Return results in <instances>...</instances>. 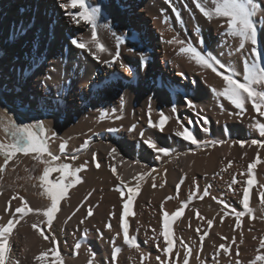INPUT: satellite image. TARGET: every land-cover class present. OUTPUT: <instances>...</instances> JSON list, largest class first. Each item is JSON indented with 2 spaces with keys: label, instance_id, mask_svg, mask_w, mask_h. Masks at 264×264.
I'll return each instance as SVG.
<instances>
[{
  "label": "bare ground",
  "instance_id": "obj_1",
  "mask_svg": "<svg viewBox=\"0 0 264 264\" xmlns=\"http://www.w3.org/2000/svg\"><path fill=\"white\" fill-rule=\"evenodd\" d=\"M66 2L67 0H0V85L7 90L4 103L0 105L4 107L6 114L23 123L27 122L21 114L14 111L15 101L22 100L41 109L49 117L48 134H57L49 141V149L59 155V144L67 141V155L62 157L68 159L75 154L78 158L69 159L72 163L88 162L86 170L80 172L82 182L76 184L62 201L51 232L46 227L42 229L46 235L56 236L55 245L44 240L32 228L33 223L44 218L29 214L20 220L9 237L11 250L8 258L12 264H40L35 257L42 251L54 248L63 264H88L90 259L93 264H111V252L113 247H117L120 249L117 264H124L122 255L126 246L123 247L119 215L123 213V204L132 196L129 189L136 188L137 183L140 185V176L151 178L156 169L153 183L150 182L144 191L137 189L131 200L133 215L126 217L130 225L129 235L137 241L138 225L144 219L137 208V204H141L140 200L146 202V199L155 200L158 195L161 197V193L170 190L172 185H177L183 177L201 166L203 156L200 154L201 144L196 131L204 128L208 132L209 127H212L218 136L223 126L227 133L231 132V125L226 123L227 120L222 125L217 116L212 121L206 112L201 119L198 109H190L185 102L187 98L194 104L200 102L203 106L206 103L212 113L219 111L221 106L224 112V107H228L225 102L229 101L210 90L211 84L213 89L222 90L224 85L221 78L210 69L197 65L187 54L179 53L180 45H170L166 41H190L199 50L201 46L197 41L203 40L202 51L223 62V58L227 57L225 63L231 68L230 57L238 45L225 34V28L221 27L223 19L213 18L208 21L196 9L193 0H172L179 9L183 22L176 19L166 0H86L89 5L100 6L102 9L101 17L97 19V35L109 51L97 52V60L88 51L71 44L73 38L89 43L91 26L84 22L75 24L65 14V10L59 7ZM261 3L264 4V0ZM168 25L173 27L178 38L171 36L166 28ZM257 27L261 41L264 42V22H261L260 17H257ZM129 33H135L138 39L128 41L126 37ZM225 41L229 43L226 45ZM132 47L136 48L135 52L130 51ZM117 50L120 52L119 60L105 64V60H112L109 52L114 55ZM92 51H96L94 45ZM216 51L220 52L219 56ZM160 52L162 57L158 56ZM120 62L129 67L130 72L124 71ZM132 73H135V78ZM161 82H166L171 88H162ZM217 102L221 105H217ZM172 107L176 109L179 120L181 115L191 119L188 126H179V131L187 127L197 144L179 136L172 138L170 134L171 140L166 136L169 120L173 116ZM203 108L205 111L206 107ZM232 111L230 110L231 113ZM161 112L169 117L163 131L149 124V119L158 124ZM104 113L107 115H103ZM117 116L120 119H116ZM203 118H207V123H204ZM181 119L183 122V118ZM133 126L135 130L130 131ZM145 139L155 142L157 148L167 149L168 154L149 148L143 142ZM86 141L87 147L83 148ZM112 148L116 152L109 155ZM225 148L226 146L217 148V154ZM171 149L182 151L171 155ZM93 153L96 154L99 168L92 161ZM113 168L116 170L115 174ZM164 169L168 171L171 186L160 189L158 183L162 182ZM117 176L127 185L123 195L117 191L122 187ZM36 190L42 191L40 187L29 188V194L24 196L25 201L30 207L44 209L50 205V201L36 197L33 193ZM13 195L21 196L19 190L10 183L0 184V217H3L0 223L12 218L4 212V208ZM17 206H20V201L13 200L10 207ZM77 208L79 211L76 215L65 223ZM89 208L93 215L81 224L79 221L87 215ZM113 212L115 216L110 215ZM109 223L113 227L111 230L106 227ZM99 229L105 231L106 237L110 234L112 238L116 236L114 246L109 247L104 240L98 238ZM119 229L121 235L117 236ZM118 238L122 241L118 242ZM77 243L81 245L78 250L75 248ZM128 248V253H134L135 248ZM44 264H56L55 255L49 253Z\"/></svg>",
  "mask_w": 264,
  "mask_h": 264
},
{
  "label": "snow or ice",
  "instance_id": "obj_2",
  "mask_svg": "<svg viewBox=\"0 0 264 264\" xmlns=\"http://www.w3.org/2000/svg\"><path fill=\"white\" fill-rule=\"evenodd\" d=\"M172 11L175 13L176 19L180 22H183L179 9L175 7L172 3V0H166ZM196 9L205 17L208 21H212L213 18H221L224 23L221 27L225 28V34L231 38L232 41L237 42L235 47V51L238 53H245L247 55L245 59L242 61L243 71L242 73L238 72L235 68L229 67L225 62L221 61L215 56L211 54L204 53L202 51L203 40H198L197 43L201 46V49L198 50L196 46L192 44L190 41L172 39L166 41L168 44H178L180 45L179 53L187 54L191 60H194L197 65L202 68L210 69L216 76L220 77L223 81V88L220 91L216 89H212V91L226 99L230 102L231 105L238 109L239 112L237 115H242L247 111L246 104L250 103L252 109L258 114L259 117L264 118V42L261 41L260 38V30L257 27V17L261 18V22H264V4L261 3V0H193ZM60 8L65 10V14L69 16V18L77 25L81 22H84L86 25L91 26V41L89 43L80 42L77 39H71V44L78 49L88 51L93 58L99 60V57L96 55L97 52H108L107 47L100 42L97 35V19L101 17L102 9L100 6H92L86 3V0H67L66 3H61L59 5ZM72 9H78V11L73 12ZM128 41H136L138 38L135 33H129L128 37H126ZM123 42V41H122ZM229 41H225L227 45ZM95 46L96 51H92V46ZM130 51H136L135 47L130 48ZM109 55L112 56V60H105V64L115 63L119 60L120 52L117 50L113 55L109 52ZM120 67L124 69L126 72H130V68L125 66L123 62H120ZM133 78H135V73H132ZM183 75V73H181ZM162 88H171V85L166 82H161ZM123 99V98H122ZM187 106L189 108H195V104L190 100H185ZM4 103V98L0 97V104ZM59 103V100L57 101ZM176 109L173 108V112ZM103 115H107L104 113ZM149 117H151V108L149 107ZM160 121L157 124L156 122L149 119V124L151 127H159L161 131H163L166 122L169 117L165 116L163 112L160 113ZM116 119H120L119 116L115 117ZM204 123H207V118H203ZM3 123V122H0ZM177 123L183 127L182 122L177 117ZM254 129L259 133L261 137H264V122L257 120L253 124ZM135 126L130 129V131H134ZM207 129H205L206 131ZM3 131L5 136L7 137L6 141H0V157H2V164H0V173L4 172L10 162L14 163L18 154H23L25 156L29 154H36L33 158L38 159L41 163L46 165L42 176L39 178L42 182V186L45 189V194L50 199V205L44 209H36L29 206V203L25 201L23 196L13 195L11 199L7 201V205L4 208V212L8 213L12 218L6 220V222L0 223V264H12V261L8 258V253L11 250V245L9 244V237L11 236L14 228L17 224L20 223L24 217L29 214H36L38 216L43 217V220H38L36 223L32 224V228L46 241H50L53 245L56 243V236L46 235L42 230L46 227L49 232H51L53 221L57 219V213L60 212V202L65 198L68 190L76 184L81 183V177L78 173L86 170L88 162L85 161L79 167L72 169L69 163H56L61 160L62 156L67 155V141H62L59 144V155L54 154L48 146V143L52 138L56 137V133L52 132L50 135L48 131L41 121H36L35 123H23L17 122L16 120H8L6 124H3ZM111 131V129H110ZM176 135L180 136L183 140L189 141L192 144H197V140L193 136L192 132L184 127L183 131H177ZM141 137H143V133H141ZM149 148L158 151L159 153H163L165 155L168 154V150L164 148H157L155 142L145 139L143 141ZM87 141L82 146L83 148L87 147ZM240 147H244V142L238 141ZM251 144L256 145L259 144L260 147H264V142L253 139L251 140ZM77 151H80L78 149ZM116 149L112 148L109 155L115 153ZM259 155V154H258ZM45 156L48 159H45ZM78 158L77 155L73 154L68 157L70 160H76ZM92 161L95 163V167L99 168L100 164L96 162V154L93 153ZM259 158L254 160L252 163L248 165L247 174L250 177L246 181V187L243 189L242 196V206L243 209L246 210V213L249 216L253 215V210L250 208L249 204V189L252 188L255 180L252 177V171L256 167L257 163H259ZM228 167H231V162H229ZM226 170V169H225ZM113 174H115V168L112 169ZM59 173L60 175L55 179H50L51 173ZM186 175V174H185ZM143 176H140L139 179L143 180ZM117 180L120 181L122 187L118 188L117 191L123 195L124 187H127L124 180H122L119 176L116 177ZM155 177H153V180ZM184 183V180L181 179L177 184V189H179L180 185ZM237 180L233 177L231 184L228 185L229 189L232 188L233 184H236ZM193 185L196 187L197 191H199L198 185L196 184L195 179H193ZM155 186V185H154ZM140 187L139 183H137L136 188H130L129 192L132 196L129 197L128 202L123 204V213L120 217L122 233H123V241L126 245L135 248L139 251V245L134 237L129 235L130 225L126 217L133 215L131 208V200L134 197L137 189ZM159 187L163 188L164 184H160ZM264 187V185H261ZM91 196V193L88 194ZM196 195V192H193L188 200L190 201L192 197ZM209 192L206 189L203 191V195L199 196L200 199H203L204 196H208ZM261 202L264 204V192L260 194ZM171 199V198H167ZM213 200H216L217 203L223 204L224 208L227 209L229 205L224 201L219 200L217 197H212ZM13 200H19L20 206L15 208H11ZM188 201L184 202V206H186ZM163 207V205H162ZM79 211L77 208L70 216L67 217L65 223L72 219L73 216ZM184 211V207L182 206L177 212L173 213L171 216L167 212H164L163 218V231L160 235L164 238V247L161 249L164 253L171 256L173 251V232H172V221L182 215ZM264 211V208L261 209ZM19 214V216H17ZM93 215V211L91 208L88 209L87 215L81 219L79 222L83 224L86 219ZM110 215L115 216V212ZM245 215V212L235 211V216L237 217L236 228H240L239 217ZM196 216L200 217L199 212H196ZM203 219L202 217H200ZM0 220H3V217H0ZM213 221L208 220L207 225L209 227L212 226ZM106 227L111 230V224H107ZM155 231V230H153ZM199 232V229H196ZM87 235V231L85 230V236ZM117 236H120L121 233L117 232ZM208 233L205 232L202 236H200L201 241V250L203 248V240L204 237L207 236ZM221 239H227L225 237H221ZM181 247L184 249L183 253V264H189V257L193 253V249L190 245L181 239L180 241ZM243 241L241 240V243ZM114 244L115 241L113 240ZM232 243L235 244V237H232ZM81 247L79 243L75 245V248L78 250ZM159 247V245H157ZM259 248L264 249V239L260 240ZM223 250V254L227 255L229 253V247H226L225 244L221 243L217 250V254L219 250ZM120 252V249L117 247H113L111 252V264H117V257ZM49 253L55 255L56 264H63L61 257L55 249H49L48 251H42L38 256L35 257L40 264H44V259ZM78 254V252H77ZM239 255V252L236 253ZM93 253V257H94ZM181 254L179 251L175 253L176 257H179ZM197 259H199V255L197 254ZM143 260V256L141 257ZM160 264H165V261L161 260L159 256L156 257ZM264 264V255H257L255 260L251 262V264ZM88 264H93V260H89ZM171 264H177L175 259L171 260ZM236 264H240L239 261H236Z\"/></svg>",
  "mask_w": 264,
  "mask_h": 264
},
{
  "label": "rangeland",
  "instance_id": "obj_3",
  "mask_svg": "<svg viewBox=\"0 0 264 264\" xmlns=\"http://www.w3.org/2000/svg\"><path fill=\"white\" fill-rule=\"evenodd\" d=\"M168 26H166V28L168 32L172 34L171 36L178 38L172 29L173 27ZM219 54L220 52L216 51V55L219 56ZM233 55L230 57L231 60L229 59L231 61L230 63H232L233 68L239 72L241 71L240 73H242V61L245 59L247 52L241 54L234 51ZM158 56L162 57L161 52L158 53ZM220 56L223 58L222 54ZM223 59L224 62H226L225 60L227 57L226 59ZM0 87V96L5 98L7 96V90L1 85ZM213 88L214 87H212L211 84L210 90ZM226 104L228 107H224V112L222 107L219 106L220 110L213 112L215 114H213L211 110H208L206 103L203 105L206 107L205 111L200 102L195 104V109H198L201 119L204 116V112H206L208 116L211 117L212 121H215L214 117L217 116L219 122L222 121V125L225 120H227L226 123L231 125V132L227 133L223 126L220 129L221 131L218 136L212 127H209L208 132H205L203 130L204 128L196 131L198 142L201 144L200 154L203 156V162L199 169H195L194 172L183 177L184 183L180 185L179 189H177V185L171 186V184H169L168 171L164 169L161 178L162 182H159L158 184H164L163 188L171 186V189L169 188L170 190H167L166 192L164 191L165 193H161V197H159V195L156 196L157 199L155 198V200L146 199V202H144V200H140L141 204L139 206L137 204L139 213L142 217H144L143 222L138 225V232H136L138 233L137 243L139 245V251L134 249L135 254L133 252V255L130 252L128 253L129 250H126L128 246L124 243V241H122L123 238L122 240L118 238V242L121 240L124 245L123 247L125 248L126 246L122 255V262L124 264H160V261L156 259L157 256H159L161 260L165 261V264H171L172 259H175L177 264H183L184 249L181 247L179 242L181 239H183V241L190 245L193 249V253L189 257V264H236V261H239L240 264H251L257 255H264V249L259 248L260 240L264 239V211H261V209L264 208V204H262L261 197L259 195L261 192H264V187H261V185H264V147H260L259 144H251V140L253 139L264 142V137H261L254 127L251 126L252 123L254 124L257 120L264 122V118L258 116V114L252 109L250 103L246 104L247 111L242 115H237L239 110L235 109L233 105H229V102H225V105ZM217 105L221 104L217 102ZM13 106L14 111L21 114L25 122L35 123L36 121H41L44 123L48 131L49 117L41 109L36 106L29 105L22 100L19 102L15 101ZM190 109L193 110L194 108ZM200 109L203 110L201 111ZM230 110L234 111L231 113ZM175 113L176 111L172 113L173 116H171V119L169 120V130L166 131V136L170 137V140L174 136H176V138L178 137L176 133L181 127V125L177 123V117L179 116ZM216 114L220 115V117ZM145 115L146 114H144V117H146ZM180 117L184 120L182 122L183 125L185 124L184 126H188L191 119L189 120V118H186L185 115H181ZM158 118L159 117H157V119ZM181 118L180 120H182ZM10 119L15 120L6 114L4 107L0 105V122H3L0 123V141L7 140L3 131V124H6ZM145 119H147V117ZM170 134L172 138L169 136ZM205 134L207 136L203 137ZM238 141L244 142V147H240V144L237 143ZM224 146H226L225 150L218 151V153H220L217 154L216 149H222ZM176 151L181 152L182 150ZM176 151L171 149L169 153L171 155L178 154L179 152ZM35 155L36 154L34 153L27 156L18 154L16 158L18 159V162L16 160L15 163L10 162L7 169L0 173V184L3 182L10 183L16 187L17 190H19L20 195L23 197L29 194V188L40 187L42 191L39 192L36 190L33 192L34 195L39 197L41 200L47 199L50 201L49 197L45 194V189L39 179L42 176L46 165L41 163L38 159H34L33 157ZM212 156H214V158ZM257 158H259L260 162L257 163L256 167L253 169L251 177L255 180V183L252 188L249 189V204L250 208L253 210V215L249 216L246 213V210L243 209L241 200L243 196V189L246 187V181L250 178L247 174L248 165L254 160H257ZM45 159L48 158L45 156ZM2 162V157H0V164H2ZM61 162L69 163L72 169L81 165L72 163L65 157H61V160L56 163ZM229 162H231V167H228ZM155 171L156 169H154V175L152 174L151 178L143 176V180H140V190L144 191L148 188L150 182L153 181L152 178L155 177ZM59 175L60 174L56 172L51 173L50 179L55 180ZM78 175L80 176V173H78ZM233 177L236 178L237 183L233 184L232 188L229 189L228 185L231 184ZM193 179H195L199 191H197L196 187L193 185ZM73 187L68 190L66 196ZM206 188L209 195L200 199L199 196L203 195V191ZM169 191L170 193H168ZM193 192H196V195H194L189 201L188 198ZM164 194L167 195L164 196ZM158 197L160 199H158ZM212 197H217L219 200L224 201L229 205V207L225 209L223 204L217 203V201L213 200ZM62 201L60 202V207L63 203ZM185 201H188L186 206H184ZM162 205L168 207H162ZM182 206L184 207L182 215L173 220L171 224L173 232V251L171 256H169L161 250L165 246L164 238L160 235L163 231L164 212H167L169 216H171ZM197 211L203 219L196 216ZM235 211L245 212V215L239 217L240 228H236L237 217L235 216ZM121 214L122 213H120V215ZM120 215L119 217H121ZM208 220L213 221L211 227L207 225ZM111 229H113V227H111ZM196 229H199V232H197ZM205 232H207L208 235L204 237L202 242L203 248L201 250L200 236H202ZM106 235L107 234H105V231L102 229L98 230V238L100 240H104L103 242L108 244L109 247L114 246L115 243L113 244L112 241H116V236L112 238V234L107 237ZM221 237H225L227 239H221ZM232 237H235V244L232 243ZM106 238H108V240ZM241 240L243 241L242 243ZM221 243L225 244L226 247H229L230 254H223L222 249L219 250L220 254H217V250ZM157 245H159V247H157ZM177 251L181 254L179 257L175 256ZM237 251L239 252V255L236 254ZM124 254H127L128 256ZM197 254L199 255V259L196 258ZM142 256L143 260L141 259ZM257 264H260V262H257Z\"/></svg>",
  "mask_w": 264,
  "mask_h": 264
}]
</instances>
